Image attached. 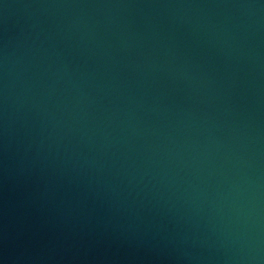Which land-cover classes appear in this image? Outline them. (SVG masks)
Wrapping results in <instances>:
<instances>
[{"label": "water", "instance_id": "95a60500", "mask_svg": "<svg viewBox=\"0 0 264 264\" xmlns=\"http://www.w3.org/2000/svg\"><path fill=\"white\" fill-rule=\"evenodd\" d=\"M0 264H264V0H0Z\"/></svg>", "mask_w": 264, "mask_h": 264}]
</instances>
